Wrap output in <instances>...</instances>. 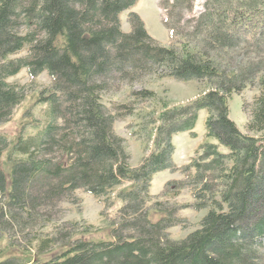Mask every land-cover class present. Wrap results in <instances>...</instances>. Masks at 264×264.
Listing matches in <instances>:
<instances>
[{
  "label": "trees",
  "instance_id": "obj_1",
  "mask_svg": "<svg viewBox=\"0 0 264 264\" xmlns=\"http://www.w3.org/2000/svg\"><path fill=\"white\" fill-rule=\"evenodd\" d=\"M137 1L0 0V125L11 120L26 97L23 87L9 85L6 78L27 69L31 78L46 72L53 81L51 91L39 93L37 100L48 107L43 130L12 141L0 135V238L9 239L14 228L23 232L41 216L39 208L74 200L77 190L106 198L113 188L131 183L116 195L121 207L110 221L111 239H78L47 260L11 257L0 264H264V135L243 134L228 116L231 95L255 84L264 74V60H230L222 67L210 54L239 46L241 29L258 11L262 30L254 48L264 52V0H238L230 9L224 7L225 0L211 5L208 0L196 21L204 32L203 47L196 52L185 45H159L135 13L129 14L130 32L123 33L119 14ZM190 1L163 0L164 8L178 10L173 24L164 21L172 36L182 20L181 3ZM26 45L27 56L8 59ZM144 74L213 85L191 103L160 114L154 150L132 168L124 141L113 130L117 118L131 111L110 113L101 95L117 80ZM259 86L248 122L256 133L264 132V75ZM131 95L155 97L145 89ZM202 110L208 115L206 136L216 143L201 145L192 164L201 184L194 207L212 208L197 230L174 241L167 230L180 223L177 209L149 206L148 189L155 174L173 167L172 136L192 132ZM8 149L3 171L1 158ZM57 152L58 159L53 155ZM153 213L161 217L153 220Z\"/></svg>",
  "mask_w": 264,
  "mask_h": 264
},
{
  "label": "rangeland",
  "instance_id": "obj_2",
  "mask_svg": "<svg viewBox=\"0 0 264 264\" xmlns=\"http://www.w3.org/2000/svg\"><path fill=\"white\" fill-rule=\"evenodd\" d=\"M214 0L209 3L212 4ZM224 7H237L238 0H225ZM252 1V0H249ZM163 0H138L134 6L119 14L121 30L129 33L131 28L128 22L129 14H137L143 22L146 32L163 47H177L184 45L196 52L203 47L204 32L198 29L197 19L205 12L208 0H191L189 3H181L182 20L175 27V34L165 28L164 21L170 20L173 24L176 12L164 8ZM191 5V9L187 7ZM170 13L173 18L170 17ZM264 13V12H263ZM262 13L259 11L252 16V22L245 24L241 29V44L226 52L211 55L217 59L222 67H226L231 61L241 62L248 60H264V52H258L254 44L258 42L256 34L262 30ZM177 16V15H176ZM175 17V18H174ZM25 32V29L22 30ZM256 51V52H255ZM28 46L8 57L16 59L27 56ZM264 75V74H263ZM256 79L252 86H247L239 94L233 93L228 101V116L237 128L245 135L260 138L262 133L252 132L248 129V122L252 111L254 99L260 94L259 80ZM5 81L11 86L25 89L24 102L14 111L11 120L0 125V135L12 141L20 135L23 138L35 137L48 124V107L37 102L39 93L45 91L46 95L51 91L52 78L46 72L35 78L28 75L27 69H22ZM110 91L101 95V103L110 113L131 114L119 117L113 124L114 133L123 139L126 153L129 155V165L138 167L141 162L154 150V136L159 123V116L165 109L187 105L198 96L206 93L213 85L209 81H178L172 78H160L157 74H144L138 78L112 84ZM116 87H118L116 89ZM148 90L155 93L152 99H136L131 94L140 90ZM207 112L198 113V119L192 132L178 133L172 136L174 152L171 158L172 168L161 171L152 177L148 193L150 195L149 206L156 203L168 207H176L175 218L180 223L167 230L168 237L174 241L184 239L188 234L199 228L202 218L212 208L196 210L199 203L194 198V193L201 188V184L195 181L196 171L192 164L199 158V147L204 143L214 144L213 139L207 138L205 120ZM60 123V121H59ZM219 151H224L221 147ZM9 149L3 153L1 168L7 170L6 157ZM59 158L57 152L53 154ZM17 158V155H13ZM64 160V159H63ZM204 183L206 182L203 181ZM202 182V183H203ZM215 185L214 182H208ZM131 186L124 182L112 189L106 198H96L77 190L74 192V200H59L50 207H41L38 211L41 216L33 225L28 226L23 232L18 229L10 231V238H0V260L5 258H24L32 260H47L66 249L69 243L75 240H109L111 239L110 221L114 218L121 202L117 193ZM216 201L219 200L215 196ZM204 201V200H203ZM216 208V207H214ZM223 210L226 206L222 205ZM161 217L154 214L151 217L157 220ZM261 252L264 254V239Z\"/></svg>",
  "mask_w": 264,
  "mask_h": 264
}]
</instances>
